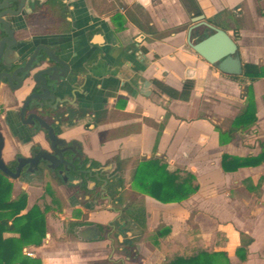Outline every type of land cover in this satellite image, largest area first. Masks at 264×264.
I'll list each match as a JSON object with an SVG mask.
<instances>
[{"label":"crops","instance_id":"obj_1","mask_svg":"<svg viewBox=\"0 0 264 264\" xmlns=\"http://www.w3.org/2000/svg\"><path fill=\"white\" fill-rule=\"evenodd\" d=\"M197 1L206 22L237 37L242 65L264 67V0ZM191 18L180 0H55L14 19L15 37L27 44V54L37 44L52 46L70 68L55 93L57 109L42 116L59 137L79 141L88 157L115 159L122 176L106 199L77 193L78 187L51 178L43 164L37 174L10 178L14 197L27 194L23 213L48 186L61 205L45 214L42 246L24 249L26 255L42 264H163L165 255L153 239L165 226L168 240L187 247L195 233L206 247L227 252L230 264H242L236 250L247 239L246 264H264V77L252 83L220 72L192 50L188 31L163 36ZM208 32L197 27L193 42ZM154 81L177 91L192 81L193 89L187 101L173 99ZM250 84L256 121L236 130ZM29 90L12 93L0 81L5 163L47 148L44 132L19 116ZM224 157L229 168L237 159L261 162L228 171ZM151 158L192 173L198 192L182 203L163 204L135 190L133 170ZM92 225L98 237L82 239Z\"/></svg>","mask_w":264,"mask_h":264},{"label":"trees","instance_id":"obj_2","mask_svg":"<svg viewBox=\"0 0 264 264\" xmlns=\"http://www.w3.org/2000/svg\"><path fill=\"white\" fill-rule=\"evenodd\" d=\"M180 1L185 11L192 17L203 15L197 0ZM208 23L213 24L211 20H208ZM147 31L153 33L154 29L148 26ZM233 39L236 42L237 37ZM242 68V76L252 83L264 77V67L244 64ZM232 78L240 79L238 76ZM154 85L171 98L183 101L189 99L193 89L192 81H187L181 91L159 81H154ZM244 97L248 100V107L234 121L236 130L247 129L256 121L251 84L244 87ZM225 159L228 161L229 157H224L223 160L224 169L228 171L254 166L261 162V160L253 163L250 159H237L235 166L229 168L225 166ZM131 180L135 190L163 204L182 203L199 190L198 180L192 173L182 169L169 170L163 158L141 160L134 168ZM13 190L14 185L10 177L0 171V264H42L40 259L27 256L24 249L30 246H42L47 234L45 214L50 210L58 211L60 202L48 186L43 197L29 211L23 213L27 207V194L22 192L14 197ZM7 233L15 236L6 239L4 236ZM169 235L170 228L162 226L153 239L155 246L165 255L163 264H230L227 252L216 251L213 245L206 247L203 240L197 238L195 233H190L187 247L168 240ZM250 242L243 239L242 245L236 250V256L242 264H246L247 246Z\"/></svg>","mask_w":264,"mask_h":264},{"label":"water","instance_id":"obj_3","mask_svg":"<svg viewBox=\"0 0 264 264\" xmlns=\"http://www.w3.org/2000/svg\"><path fill=\"white\" fill-rule=\"evenodd\" d=\"M25 2L0 0V32L4 34L0 40V62L4 58L3 64L12 68L10 72L2 73L0 80L6 79L10 89L15 92L30 88L19 109L20 119L24 124L43 129L47 133L50 147L35 153L31 158L20 159L16 172H13L3 160L4 139L0 134V171L12 179L18 178L26 165L30 166V171H34L42 162L52 169L66 164L64 150L60 149L65 143L42 115L48 113L47 109H57L58 97L55 93L70 68L49 46H38L29 54L27 48L23 51L14 49L16 40L12 22L21 15ZM191 21L194 25L188 30V44L192 50L220 72L230 76L242 75V62L234 39L226 31L206 22L204 15L192 17ZM199 26L206 27L209 32L204 39L193 42L192 33ZM99 233V228L92 225L84 230L81 237L91 240L97 238Z\"/></svg>","mask_w":264,"mask_h":264},{"label":"flooded vegetation","instance_id":"obj_4","mask_svg":"<svg viewBox=\"0 0 264 264\" xmlns=\"http://www.w3.org/2000/svg\"><path fill=\"white\" fill-rule=\"evenodd\" d=\"M50 1H55V0H26L24 9L20 16H23V14L24 15L27 14L29 11L35 12L37 11L38 7L43 6L44 4ZM12 27L14 29V20L12 22ZM3 36L4 34L0 32V40ZM14 38L16 40V46L14 47V49H18L21 51H23L24 48L26 49L27 44L17 41L15 37V30H14ZM43 45L48 46L45 44H37L35 45L32 51H34L36 47ZM49 47L53 49L56 54H58L54 47L52 46ZM3 60L4 58L0 62V75L5 72H10L12 69L4 65ZM0 81L3 82L8 89H10L8 81L6 79L3 78ZM10 91L12 93L15 92L12 91L11 89ZM38 129L44 132L45 134V138L47 141V148L37 147L29 157L21 156L16 158L11 164L6 163L7 166L13 172H16L20 159L31 158L35 153L41 150L49 149L50 141L48 139L47 133L40 127H38ZM1 136L3 137L2 134ZM59 139L64 141L65 143L64 145L60 146V149L64 150L63 155H64V159L66 160V164H62L58 168L52 169L48 167L46 163L43 162L40 163V165L43 164L45 166L46 171L51 178L58 179L62 184L71 187H78L77 193L81 195L83 194L86 197L92 194H96V196H98L99 198L106 199L108 192H117L119 185L121 186L122 184V180H121L122 176L121 173L119 172L118 164L115 159L109 160L105 163H101L95 159L88 157L84 153L82 144L79 141L74 139L67 140L61 137H59ZM4 145H5V140H4ZM40 165L38 169L34 171H30L29 170L30 166L26 165L21 170L20 176L16 179H20L23 177H27L28 175H34L41 172ZM94 200L95 202L97 201L96 198ZM118 222L122 224L121 219H118Z\"/></svg>","mask_w":264,"mask_h":264},{"label":"rangeland","instance_id":"obj_5","mask_svg":"<svg viewBox=\"0 0 264 264\" xmlns=\"http://www.w3.org/2000/svg\"><path fill=\"white\" fill-rule=\"evenodd\" d=\"M110 8V7H109ZM187 25H185V26H183V27H178V28H174L173 30H168V31H166V32H163V36H169V34H171V33H177V32H181V31H183V30H185V31H188V29L193 25V23L191 22V21H189L188 23H186ZM200 31H202V28L200 29ZM139 160V159H138ZM138 160L136 161V162H138ZM48 185H50L49 183H48ZM141 201H143V200H141ZM140 201V202H141ZM133 249H134V246H133V244L131 245V250L133 251ZM27 256H28V254H27ZM135 258L137 259V258H139V254H135Z\"/></svg>","mask_w":264,"mask_h":264},{"label":"built area","instance_id":"obj_6","mask_svg":"<svg viewBox=\"0 0 264 264\" xmlns=\"http://www.w3.org/2000/svg\"><path fill=\"white\" fill-rule=\"evenodd\" d=\"M2 113H3V108H2V106L0 105V116L2 115Z\"/></svg>","mask_w":264,"mask_h":264}]
</instances>
